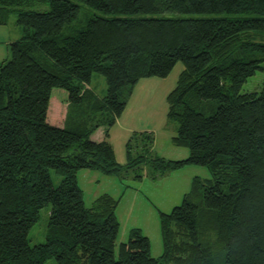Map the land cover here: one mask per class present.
Listing matches in <instances>:
<instances>
[{"label":"trees","instance_id":"trees-1","mask_svg":"<svg viewBox=\"0 0 264 264\" xmlns=\"http://www.w3.org/2000/svg\"><path fill=\"white\" fill-rule=\"evenodd\" d=\"M41 3L48 10L33 9ZM79 3L99 13L80 22ZM11 13L22 34L0 61V264H264V83L241 92L264 72V0H0V25ZM178 61L166 118L187 157L153 156V133L134 131L119 163L109 130L135 84L166 77ZM93 73L105 80L102 97L89 86ZM99 127L103 139L94 141ZM141 163L152 179L187 165L211 177H193L169 211L156 208L159 256L139 227L115 255L121 197L102 193L85 206L77 172L122 180ZM51 171L62 176L57 186ZM48 203L45 240L30 245Z\"/></svg>","mask_w":264,"mask_h":264},{"label":"rangeland","instance_id":"rangeland-1","mask_svg":"<svg viewBox=\"0 0 264 264\" xmlns=\"http://www.w3.org/2000/svg\"><path fill=\"white\" fill-rule=\"evenodd\" d=\"M79 4L81 6L79 11L80 22L94 13H99L91 7L81 3ZM48 8V4L44 3L36 4L33 7V9L38 11H45L48 10ZM158 15L164 17H183L197 14L163 12ZM21 34V27L16 23V15L15 13H11L8 23L0 27V61L10 58L9 43L5 42L8 40L14 41L18 39ZM183 68V63L178 61L166 77L143 78L135 84L120 121L111 127L116 160L119 163L124 164L126 162V141L134 131L135 133H141L143 131L153 133L155 140L150 148L153 156H161L168 159H183L187 157L188 150L183 147L174 146L170 140L171 136L176 132L177 122L169 121L166 118V95L175 87L178 75ZM263 83L264 72L257 70L243 83L241 92H258L262 88ZM89 86L99 97L106 94L105 80L103 76L98 73L92 74ZM59 94L62 95L61 90L54 89V96H56L58 100ZM141 145L142 141L139 138L138 141H133L132 154L135 158L143 151ZM140 166V170L139 168L133 169L132 167V170L128 168L124 172L127 177L122 180L114 175H105L98 170L82 169L77 172V182L83 191L85 206H90L94 198L102 193H108L115 198L121 197L116 211L121 226L115 244V255L117 254L119 243L125 242L128 238V234H124L123 231L132 226H138L149 235L151 252L154 253V251L157 250V256H159L162 252V247L157 212L154 206L162 211H169L172 207L164 203L166 197H171L174 200L173 204L177 205L181 202L183 194L190 189L193 177L197 176L201 179L211 177L206 167L201 165H187L176 171L174 170L175 172H165V174L154 183V185H156L155 187H142L139 181L146 177V173L148 178H150L149 174L151 168L147 163H141ZM136 170L138 171L136 175H142L141 179L133 177V173ZM61 178V175L51 171L53 186H57ZM174 182L175 187H170ZM178 183H180V187H178ZM129 188H139L146 198L145 203H143L140 198L141 206H138L137 200H134L132 211H130L132 206H129L130 203L133 204L130 192H128ZM125 190H127L126 193ZM151 190L155 191L152 192ZM160 194L161 197L158 198L157 196ZM50 210V203L39 209L38 219L28 232V242L30 245L44 242ZM45 264L57 263L54 258H49L46 260Z\"/></svg>","mask_w":264,"mask_h":264},{"label":"crops","instance_id":"crops-1","mask_svg":"<svg viewBox=\"0 0 264 264\" xmlns=\"http://www.w3.org/2000/svg\"><path fill=\"white\" fill-rule=\"evenodd\" d=\"M2 25H0V27H1ZM11 41L10 40H8V41H6L5 43H10ZM123 114V113H122ZM122 114H121V116L117 119V121H116V123H118L119 121H120V119H121V117H122ZM115 123V124H116ZM103 136H104V129H103V127H99L92 135H91V139L92 140H95V141H100V140H102L103 139ZM109 140H110V142L112 143V145H113V147H114V140H113V138H112V132H111V129L109 130ZM114 150H115V147H114ZM174 159V158H173ZM176 171V170H175ZM174 171V172H175ZM173 172V171H172ZM146 177L143 179H141L140 181H139V184H140V186H142V187H155L156 185H154V183H156V181H158V179L156 178V179H152V178H148V176H147V173H146V175H145ZM142 182H144V183H142ZM176 182V181H175ZM175 182L170 186V187H175ZM179 185H178V187H180V183H178ZM130 187H133V186H130ZM152 192L153 191H155V190H151ZM127 192V190H125V193ZM128 192H130V196H131V198H132V201H133V204H129V206H132L131 208H130V211H132L131 209L134 207V200H137V203H138V206H141V201H140V198H141V200H142V202L143 203H145V201H146V198L143 196V194H141V192H140V190H139V188H136V189H133V188H129V190H128ZM139 194V195H138ZM158 198H160L161 197V194L159 195V196H157ZM176 198V197H175ZM120 203V202H119ZM164 203L166 204V205H169V206H173L174 204V200L171 198V197H166V199L164 200ZM154 206V205H153ZM154 208H155V210H156V207L154 206ZM117 211V210H116ZM157 212V211H156ZM117 214V213H116ZM117 217H118V215H117ZM157 218H158V216H157ZM118 220H119V217H118ZM119 222H120V220H119ZM120 226H121V222H120ZM132 227H138V226H132ZM131 227V228H132ZM119 229H120V227H119ZM130 229V228H129ZM129 229H126L125 231H123L124 232V234H128V232H129ZM143 231V233L145 234V235H147L148 237H149V235L147 234V232H145L144 230H142ZM151 254H152V256H157V250H155L154 251V253H152L151 252Z\"/></svg>","mask_w":264,"mask_h":264}]
</instances>
